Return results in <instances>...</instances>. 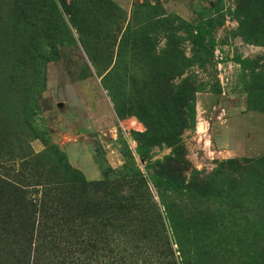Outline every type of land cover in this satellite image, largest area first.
Masks as SVG:
<instances>
[{
    "label": "rangeland",
    "instance_id": "1",
    "mask_svg": "<svg viewBox=\"0 0 264 264\" xmlns=\"http://www.w3.org/2000/svg\"><path fill=\"white\" fill-rule=\"evenodd\" d=\"M53 147L190 264H264V0H0V232L64 180Z\"/></svg>",
    "mask_w": 264,
    "mask_h": 264
},
{
    "label": "trees",
    "instance_id": "2",
    "mask_svg": "<svg viewBox=\"0 0 264 264\" xmlns=\"http://www.w3.org/2000/svg\"><path fill=\"white\" fill-rule=\"evenodd\" d=\"M51 153L61 171L59 178L62 175L64 180H41V191L29 200L35 207L33 213L39 210L38 217L33 214L31 222L25 219L11 228L9 223L4 225L0 264H190L189 251L184 250L186 236L173 226L168 234L151 222L146 197L114 192L116 184L108 178L90 181L71 167L57 147ZM31 155L29 161L35 162L38 156ZM113 178L116 182L121 179L117 172ZM1 180L19 195L23 193L18 191L20 179ZM62 209L69 222L61 218ZM30 210L25 207L18 212L27 216ZM197 217L190 222L193 235L199 237L204 222ZM175 243L178 249L173 248Z\"/></svg>",
    "mask_w": 264,
    "mask_h": 264
}]
</instances>
